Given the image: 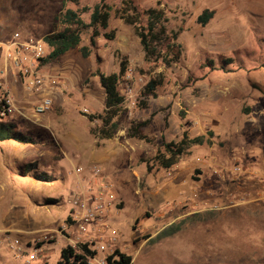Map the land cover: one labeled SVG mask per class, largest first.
Segmentation results:
<instances>
[{
  "label": "rangeland",
  "instance_id": "rangeland-1",
  "mask_svg": "<svg viewBox=\"0 0 264 264\" xmlns=\"http://www.w3.org/2000/svg\"><path fill=\"white\" fill-rule=\"evenodd\" d=\"M99 1L0 0V67L4 44L15 32L43 38L58 12ZM107 2L112 6L109 27L100 28L96 44L90 42L92 28L84 29L78 46L46 64L68 83L52 109L34 121L0 118L32 138L0 141V228L14 231L24 243L42 245L33 264H55L65 238L42 237L72 209L74 167L100 164L124 203L115 225L122 231V249L133 256L131 264H264V0H134L140 9L164 8L168 33L180 30V55L174 58L166 49L167 58L150 60L135 27L118 16L121 0ZM206 8L214 14L201 24L197 18ZM81 17L89 22L90 11ZM122 60L126 70L132 69L138 96L134 105L122 104L115 118L118 129L104 137L106 94L95 71L118 73ZM151 79L161 83L155 95H145ZM146 120L141 130L148 138L131 136L129 128ZM185 132L210 142L193 145L178 162L195 163V174L203 166L205 173L222 179L203 196L196 183L166 191L172 175L153 159L164 150V141L179 140ZM253 196L262 202L248 203ZM181 208L195 214L180 232L139 242L166 221L159 212ZM0 264L26 263L1 246Z\"/></svg>",
  "mask_w": 264,
  "mask_h": 264
},
{
  "label": "built area",
  "instance_id": "built-area-1",
  "mask_svg": "<svg viewBox=\"0 0 264 264\" xmlns=\"http://www.w3.org/2000/svg\"><path fill=\"white\" fill-rule=\"evenodd\" d=\"M47 47L43 38H23L15 32L4 44L3 63L0 67V117L18 116L26 121L39 120L50 111L55 96L68 89L64 74L45 68L43 62ZM140 81L144 82L143 78ZM120 83L123 87V103L135 104L138 89L132 69L124 72ZM23 97V98H22ZM77 187L72 192V209L63 223L42 237L54 241L59 234L65 238V246L88 264H109V257L116 250L124 252L122 231L115 225L121 201L104 167L93 164L76 165ZM14 252L26 264L40 259L42 245L24 243L14 231L0 228V247Z\"/></svg>",
  "mask_w": 264,
  "mask_h": 264
},
{
  "label": "trees",
  "instance_id": "trees-1",
  "mask_svg": "<svg viewBox=\"0 0 264 264\" xmlns=\"http://www.w3.org/2000/svg\"><path fill=\"white\" fill-rule=\"evenodd\" d=\"M90 11V21L86 22L81 13ZM112 6L107 0H100L92 6H83L80 10L67 9L60 11L55 15L53 29L43 37L47 47V56L43 62H49L57 59L67 51L75 48L81 41V33L84 29L92 28L90 36L91 45L96 44V37L101 34L100 28H108L111 18ZM118 16L126 23L135 27L136 33L145 52L147 60L163 56V51L172 54L174 58L181 53V45L176 41L180 30H173L168 33L165 10L162 7H148L140 9L134 0H121V5L117 9ZM214 11L204 9L198 15V22L205 24L213 16ZM144 18L146 19L144 22ZM59 26L62 28L59 29ZM108 38L114 37V32H105ZM83 54H88L87 46L83 48ZM167 49V50H166ZM167 54L164 58H167ZM127 65L124 60L121 61L120 71L106 74L99 69L95 74L99 76L101 86L103 87L105 97V113L101 116L103 127L101 128L104 137H112L118 129V123L115 118L122 110L124 97L119 89V77L126 71ZM161 83L160 80L151 79L145 86V95H155L156 87ZM3 118V117H0ZM148 124V121L132 125L129 128L131 136L140 139H147V134L143 133L141 127ZM29 136L16 129V125L10 121L0 122V141L14 140L23 143L30 141ZM206 139L204 135L190 137L186 132L182 134L179 140L164 141V150L158 151L154 160L159 166L169 168L178 163L179 158L187 153L193 145L203 144ZM150 168V167H149ZM196 179V178H195ZM133 256L119 249L109 257V264H131ZM43 264H48L47 262ZM55 264H88L80 256L73 253L70 247H63L61 250V259Z\"/></svg>",
  "mask_w": 264,
  "mask_h": 264
},
{
  "label": "crops",
  "instance_id": "crops-1",
  "mask_svg": "<svg viewBox=\"0 0 264 264\" xmlns=\"http://www.w3.org/2000/svg\"><path fill=\"white\" fill-rule=\"evenodd\" d=\"M108 151L110 152L111 150L109 149ZM111 153L114 154L115 152L111 151ZM204 163H205V161L201 160V164L203 165ZM196 164H198V163H196ZM192 165H195V163H193V164L189 163V164L184 165L183 163L178 162L175 165L165 169V170H169V172H167V174L172 175V179H171L172 186L166 188V191H168L167 189L177 191V190L184 188L185 186H187L189 184L196 183L198 185V187L201 188L200 195L203 196V191L206 188H208V187H214L215 188L220 184V181H222V179L221 180L216 179L212 175L211 172L205 173V171L203 170V166H202L201 170H199L197 168L195 171L198 174H195L191 170ZM142 175H143L142 177L144 179H146V177H147L146 174L143 173ZM223 182H224V180H223ZM238 187L239 186H237L236 188H238ZM238 191H240V190H238ZM195 192H197V191H194V193ZM154 193H157V192L155 191L152 194H154ZM119 200L121 201L120 204L123 205L124 204L123 200L122 199H119ZM262 200H263V198L261 196L260 197L253 196L252 198L247 199V202L248 203H255V202L259 203V202H262ZM194 214H195L194 210H186L184 208H181L180 210H172L168 215H165V212H159V215L161 217L165 218L166 221L163 222L153 232L142 234V236L144 238L139 242L151 240L154 238V236H158L159 234H161L163 232H164V235H176L178 232H180L183 229L185 222L188 221V219H190L191 216H193ZM168 228H169V231L167 232ZM182 262H183L182 260L180 262L177 261V263H182Z\"/></svg>",
  "mask_w": 264,
  "mask_h": 264
}]
</instances>
